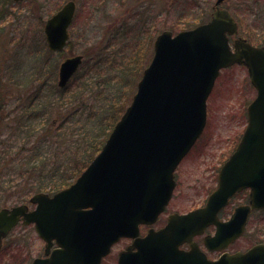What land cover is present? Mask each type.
<instances>
[{
    "label": "water",
    "instance_id": "95a60500",
    "mask_svg": "<svg viewBox=\"0 0 264 264\" xmlns=\"http://www.w3.org/2000/svg\"><path fill=\"white\" fill-rule=\"evenodd\" d=\"M74 12L69 1L46 21L51 51L66 45ZM236 33L230 13L216 8L205 24L175 36L159 34L131 103L99 154L68 188L53 197L34 195V211L25 213L26 206L0 210V239L23 216L46 242V254L53 240L58 246L32 264H100L124 237L133 242L119 253L118 264H264V243L211 261L191 240L214 223L216 233L205 245L218 249L219 241L242 233L252 209L264 208V46L237 38L232 51L229 36ZM81 60L75 56L60 64L58 86L67 83ZM234 63L246 66L256 96L247 106L241 140L220 169L217 189L204 208L174 215L165 228L139 237V225L153 223L164 209L174 188L173 171L204 129L206 100L220 69ZM246 188L249 205L239 207L228 222H218L217 211ZM183 242L191 249L180 250Z\"/></svg>",
    "mask_w": 264,
    "mask_h": 264
},
{
    "label": "rangeland",
    "instance_id": "374dc122",
    "mask_svg": "<svg viewBox=\"0 0 264 264\" xmlns=\"http://www.w3.org/2000/svg\"><path fill=\"white\" fill-rule=\"evenodd\" d=\"M66 1H21L18 7L13 4L9 17L3 18V27L0 23V208L28 203L31 187L41 181L42 189L53 188L54 182L49 179L58 166L60 180L68 179L66 185L73 182L78 170L82 171L96 152L109 121L133 97L153 55L155 37L164 30L175 35L207 21L216 0H74L77 12L69 26L71 42L62 51L51 53L43 33L45 21ZM222 7L235 14L240 36L250 37L260 45L255 40H264V0H224ZM5 11L9 12L7 8ZM138 50L141 57L136 60ZM76 54L86 57L67 84L56 94L43 89L45 81L56 84L60 62ZM112 64L116 67L112 68ZM123 67L131 72L128 83L125 81L127 84L117 91L112 85L114 97L109 100L110 85L122 80ZM48 69L54 79L44 74ZM11 74L21 79L20 85L10 83ZM29 74L33 80L25 86ZM83 78L94 81L90 91L82 88ZM255 94L245 67L234 65L222 70L207 100V125L180 163V174L186 182L174 193L171 209L177 204L192 205L198 196L181 200L186 192L203 195L214 186L215 171L238 143L246 125L247 105ZM83 103H92L97 113L84 117ZM105 106L109 107L107 112ZM85 109L88 111L87 106ZM98 117L99 123H93ZM102 126L103 132L95 134L94 129ZM25 129L35 131V135L28 137ZM42 154L51 157L43 167L44 178L22 167L27 158H41ZM261 224L264 225V213L254 216L253 227L247 233ZM247 239L243 238L235 248L248 246L244 242ZM128 244L129 240L115 244L102 264H116L118 252ZM2 245L0 264H30L34 257L42 255L44 243L32 226L19 224Z\"/></svg>",
    "mask_w": 264,
    "mask_h": 264
},
{
    "label": "flooded vegetation",
    "instance_id": "af4514ba",
    "mask_svg": "<svg viewBox=\"0 0 264 264\" xmlns=\"http://www.w3.org/2000/svg\"><path fill=\"white\" fill-rule=\"evenodd\" d=\"M230 154H231V152L228 154V157H229ZM228 157H226L225 160ZM224 161L222 162V164L224 163ZM222 164L220 165V167L222 166ZM180 166H181V164L178 165V167L175 169V172H174L175 186H174V190L172 192L171 198L169 199L167 205L165 206L163 211L158 215V217L156 218V221L152 225H141L140 226V236L146 235V233H148L149 230L158 231L160 229H163L168 224L169 219L172 216H174V215L181 216V215L188 214V213H190L192 211H195L197 209L203 208L206 205L208 197L210 196V194L213 191L216 190L217 185H218V174H219L220 167H219V170H217V172L215 171V174L217 175V177H216L214 186L211 189L208 190L209 192L207 191V194L195 195V193L194 194H188L186 192V194L181 195V200L192 199V198H194L196 196H198L199 199L197 197L195 200L191 201L192 205L181 206L180 204H177L176 206H174L173 209H171L170 206H171V204L173 202V198H174V195H175L174 193L176 192V190L178 191L179 187H181L182 182H186V179H183L182 175L180 174ZM215 174H214V177H215ZM186 189L187 190H191V189H188V188H186ZM192 190H195V192H196L197 189L194 188ZM242 195H244L243 198H242ZM248 195H249V190L248 189H243L242 191L237 192L236 194H234L229 199L228 203L224 207H222L221 209H219L217 211L216 218H217L218 222H222V223L228 222L231 219V217L234 214V212L239 207H241V206H243L245 204H248V202H249ZM262 214H263L262 211H252L250 216H249V218H248V220H247L245 228L242 230V233L238 237H236L234 240H230V241H227L225 243H224L225 239L219 241L216 245H214V246H218L219 247L218 249H209L205 245V239L207 237H213L215 235V233H216V230H217L216 227L217 226L214 223H212V224L208 225L207 227H205V229H204L202 234H197V235L193 236L191 238L192 243H195L196 246L198 247V249L202 253H204V255L209 260H212V261L217 260L223 254H234V253H237V252H244V251H246L247 249H249L251 246H253L255 244L264 243V239H261V238L264 237V225L261 224L260 228L254 230V231H253V229H254L253 228L252 231L250 232V234L247 233L249 228L253 227V218H254V216L256 215L258 217L260 215L262 216ZM19 224H21V223H19ZM254 234H256V235H254ZM246 236H247L248 239L246 241H244V242H246V245L248 244V246H244V247L241 246V248H235L236 246H239L238 243L241 242L243 240V238H245ZM122 240H129V244L128 245H130V243L132 242L130 239H121L120 241H122ZM250 241H251V243H250ZM2 244H3V242H2ZM2 246L3 245H1V247H0V251L3 248ZM44 247H45V244L43 246L42 255L34 257V258L44 257V254H45V248ZM178 248L180 250H182V251H188V250L191 249V245L189 243H187V242H183V243H181L178 246ZM119 252H118V254H119ZM118 254H117V258H118ZM34 258L31 260L30 264L32 263ZM117 258H116V264H117Z\"/></svg>",
    "mask_w": 264,
    "mask_h": 264
},
{
    "label": "trees",
    "instance_id": "16d2710c",
    "mask_svg": "<svg viewBox=\"0 0 264 264\" xmlns=\"http://www.w3.org/2000/svg\"><path fill=\"white\" fill-rule=\"evenodd\" d=\"M12 2H11V0H0V23H1V26L3 27V25H2V23L3 22H1L2 20H3V18L4 17H9L10 15H11V13H12ZM7 8V11H9L8 13L5 11V9ZM5 12V15L4 16H2L3 15V13ZM13 15V14H12ZM262 34H264V33H262ZM261 38V39H260ZM260 38H258L257 40H255V42L257 41V43L258 44H264V40L262 39V37H260ZM248 40L249 41H251L252 40V38H250V37H248ZM253 41V40H252ZM251 41V42H252ZM254 43V42H253ZM140 57H141V53H140V50H138L137 52H136V60L139 58L140 59ZM100 63L99 62H97V64H96V70L97 71H99V68H97V66L99 65ZM101 69H104L103 67H101L100 68V70ZM54 70V65L52 66V71ZM91 71V70H90ZM51 71H50V69H48V71L47 72H45L44 74L48 77V75H50V77L49 78H51V79H54V77H55V75H52L51 73H50ZM24 75H25V72L23 73ZM131 75V72L129 71V69H127V68H125V67H123V69H122V71H121V76H122V80H117L116 81V83H111V85H110V93H111V98L109 99V100H112L113 99V97H114V90L113 89H111V86L113 85L114 87V89L116 88V91L117 90H119L120 89V87L122 86V85H125V84H127L128 83V80H129V76ZM11 81H10V83H16V84H19L20 85V83H21V79H17V78H15L12 74H11V76H10V78H9ZM8 79V80H9ZM118 79H121V77H119L118 76ZM32 80H33V76L32 75H28L26 78H25V86L26 85H29L31 82H32ZM80 81H82L81 82V86H82V88L85 90H91L92 89V85H94V81L93 80H91V81H87L86 79H82V80H80ZM125 81H127V83L125 82ZM54 82V81H53ZM53 82H47L46 83V81H45V86H44V88L43 89H46V91H49V92H54L55 94H56V92H58L59 91V88L56 86V84H55V82L53 83ZM79 83V82H78ZM106 86H107V83L105 84ZM88 87V88H87ZM108 87V86H107ZM64 98V97H63ZM108 100V101H109ZM47 101H49V100H47ZM129 104V101L127 100V103H126V105H128ZM125 105V106H126ZM86 106L88 107V111H85L86 109ZM19 107V106H18ZM17 107V108H18ZM106 108H105V111L107 112V110L109 109V107L108 106H105ZM124 109H125V107L124 108H122V109H120V111L119 112H116L117 114H116V116H114V117H112V119L109 121V123H108V125L106 126L107 127V129H106V132L104 133V134H102V141L100 142V144L99 145H97V148H96V152L94 153V155L93 156H91L89 159H87L88 161H87V163L97 154V152L100 150V148H101V146H102V144H103V142H104V139L106 138V136L108 135V133L110 132V130H111V128L114 126V124H115V122L118 120V118L120 117V115L122 114V112L124 111ZM19 113V112H18ZM81 113L84 115V117L88 114V116L90 115V114H93V113H97V110H95V109H93V105H92V103L90 104V105H88V104H86V103H83V104H81ZM100 116L101 117H103L101 114H100ZM6 119H9V117H8V114H6ZM98 119H100L99 117L98 118H96L95 120H93V123H99V121H98ZM26 129H28V127L26 128ZM25 129V131H26V134H27V136L28 137H31V136H33V135H35V131H32V130H26ZM95 130V134H97V135H100L102 132H103V130H104V128H103V126L100 128V129H94ZM24 131V132H25ZM35 137V136H34ZM93 137H97L96 135L95 136H93ZM99 143V142H98ZM50 147V146H49ZM46 149H48V148H46ZM45 152V151H44ZM88 151H86V153H87ZM85 155V154H84ZM43 156V157H42ZM38 157V155L37 156H33V157H29V159L27 158V160L25 161V163H24V165H22V167L25 169V170H27V171H32L33 173H35V174H37V175H39V176H41L42 178H44L45 176V170L43 169V167H44V165L45 164H47V163H49L50 162V158L51 157H47V156H44L43 154L41 155V158H37ZM18 163H20V161H19V158H18ZM21 164V163H20ZM29 169H27V168ZM60 169V167L58 166L57 168H54L52 171H53V176L52 177H50V179H49V181H51V182H54V187L53 188H49V189H47V188H45V189H42L41 187H40V185H41V183H42V181L40 182V184L38 185V186H32L31 187V189H32V192H37V191H50V192H52V191H56V190H58V189H61V188H63V187H65L66 186V182H67V180L68 179H65L63 182L60 180V178L62 177V175L61 176H59V174H57L56 173V171H60L59 170ZM83 170V169H82ZM79 172L76 174V175H78L81 171L80 170H78ZM74 175V173H72V178L74 177L73 176ZM44 176V177H43Z\"/></svg>",
    "mask_w": 264,
    "mask_h": 264
},
{
    "label": "bare ground",
    "instance_id": "6f19581e",
    "mask_svg": "<svg viewBox=\"0 0 264 264\" xmlns=\"http://www.w3.org/2000/svg\"><path fill=\"white\" fill-rule=\"evenodd\" d=\"M139 4H143V3H139ZM143 5L146 6L145 3H144ZM18 6H19V3H17L15 7H18ZM116 13H118V12H116ZM129 14H130V13H129ZM208 21H209V20L204 21L203 23H200V24H198L197 26L202 25V24H205V23H207ZM118 22H119L118 19H116V26H117ZM70 25H71V23L69 24V26H70ZM69 26H68V27H69ZM197 26H195V27H197ZM195 27H193L192 29H194ZM189 30H191V28H189ZM239 33H240V32L237 31V33H236L235 35H233V36H229V44H230L231 48L233 47V40H234V39H237V38L245 39L247 42H249V43H250L251 45H253V46H264V44L256 45L255 43L249 41L248 38H246V37H241ZM140 41H141V40L139 39V41H138L139 44H140ZM234 65H239V66H243V67L246 68V66H244L243 64H237V63H234V64H232V65H230V66H228V67H226V68H229V67L234 66ZM114 67H116L115 64H112V68H114ZM226 68H222V69H220V73L222 72V70H224V69H226ZM246 70H247V68H246ZM220 73L218 74V76L220 75ZM247 74H248V71H247ZM218 76H217V77H218ZM248 77H249V75H248ZM249 80H250V78H249ZM250 82H251V81H250ZM108 93H110V91H108ZM76 119H81V118L76 117ZM80 124H81V123H80ZM113 128H114V127H113ZM110 133H111V132H110ZM110 133H108V134L110 135Z\"/></svg>",
    "mask_w": 264,
    "mask_h": 264
}]
</instances>
